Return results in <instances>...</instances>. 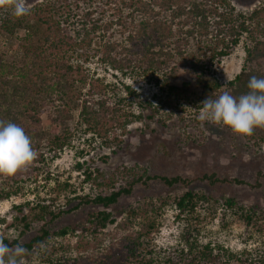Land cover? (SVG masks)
Instances as JSON below:
<instances>
[{"label":"trees","instance_id":"obj_1","mask_svg":"<svg viewBox=\"0 0 264 264\" xmlns=\"http://www.w3.org/2000/svg\"><path fill=\"white\" fill-rule=\"evenodd\" d=\"M124 2L125 0H42L34 6V17L45 26L42 40L26 51L17 65L0 66V120L10 121L24 128L38 156L29 168L12 178L0 179V202L16 196L22 190L18 189V183L24 177L29 178L30 174L37 176L39 167L35 164L44 160V154L41 153L43 143H46L51 152L62 150L75 119V123L83 126L85 131L97 136L103 146H109L113 143L110 135L116 140L114 134L117 130L122 134L126 133L127 126L140 118V115L120 108L121 99L112 103L106 91L109 86L89 82L82 67L73 64L69 58V55L78 52L85 54L96 31L105 30L103 17L107 10L119 12L117 8ZM138 3L136 10L144 18L138 22L134 34L127 35L128 43L133 45L124 48L115 41H108V48L103 56L105 62L119 70L139 69L143 73L162 75L161 86L166 91V100L161 106H152L155 115L160 111L165 112V109L172 114L173 108L182 103L199 110L205 99H216L224 91L239 97L249 91L248 82L251 77L264 78V3L248 13L236 10L230 0H138ZM27 18V15L16 18L10 12L0 10V33L16 34L27 26ZM242 40L245 56L241 69L233 79L221 84L210 66L213 62L219 63L228 57ZM192 44L195 50L189 51L190 56L187 58ZM111 51L118 57L110 56ZM85 57L87 58L86 55ZM175 57H179L181 62L177 64ZM177 66H186L193 82L178 79ZM167 68L168 71H164ZM76 82L88 86L82 95H74ZM126 90L129 95L134 94L130 87L127 86ZM54 100L60 104L53 111L46 112L44 104ZM67 104L70 105L71 113L61 107ZM75 110L76 117L72 115ZM179 110L182 112L184 108ZM178 115L182 120L180 113ZM192 120L197 121L195 118ZM244 138L247 145L253 148L264 147V129L257 128L252 136ZM104 158L102 160L106 159ZM83 164H77L79 170ZM81 172L83 181L100 191L80 195L77 198L79 207L94 205L108 209L119 198L129 196L135 186H147L151 181H159L168 187L190 183V180L180 176L150 175L146 166L136 163L122 167L121 170L116 169L111 175L89 168ZM261 176V173L257 174L254 185L242 180L219 178L215 174H203L198 179L211 185L233 183L259 187L258 180ZM105 190L108 192H101ZM43 202L35 205L38 213L33 221H37L40 226L28 241L19 242L21 236L34 228L33 222L23 215L13 217L14 222L6 226L7 230H13L14 236L0 237L10 247L22 244L27 252L36 249L40 264H95V261L96 264H103L106 260H114V264H264L262 248L232 252L222 247H211L210 244L199 245L196 239L186 237H183V246L175 250V255L162 261L157 259L153 251L150 242L159 228L163 209L169 204L186 225L200 222L199 209L202 208L210 216L218 214L223 224L234 220L242 223L251 233L264 234V210L244 205L234 198L222 200L204 191L187 188L171 200L158 198L157 201L129 205L123 211V220L115 225L120 233L113 237L104 250L105 253L95 258L93 253L91 257H87L76 252L72 261L65 255L68 246H50L48 242L58 236H76V229L66 227L51 232L45 221L48 217L52 222L69 210L55 213L52 204ZM4 222L5 219H0V223ZM115 222L112 214L105 210L89 214L76 227L83 235L89 236V239L77 241L76 249L86 252L90 247L94 249L100 246L98 231Z\"/></svg>","mask_w":264,"mask_h":264},{"label":"rangeland","instance_id":"obj_2","mask_svg":"<svg viewBox=\"0 0 264 264\" xmlns=\"http://www.w3.org/2000/svg\"><path fill=\"white\" fill-rule=\"evenodd\" d=\"M41 1L29 0L31 11L27 15V26L14 35L0 33V66L17 65L26 51L41 42L45 26L38 23L36 16L33 15L34 6ZM230 2L236 10L248 13L263 4L264 0H230ZM138 6V0H125L124 4H120L117 8L119 12L113 13V10L108 9L103 17L105 30L96 31L89 48L85 49V54L78 52L69 55V58L73 64L82 67L83 72L88 75L89 82H94L98 86H109L106 91L112 103L121 99L119 107L140 115V118L127 126L126 133L122 134L117 130L114 134L116 140L110 135L113 143L109 146H103L97 136L76 124V119L72 122L68 140L62 150L51 152L46 143H43L41 153L44 154V160L35 164L39 167L37 176L30 174L29 178L24 177V180L18 183V189L22 190H19L16 196L0 202V219H5L4 223H0V237L14 236L13 230H7L6 226L14 222L13 217L23 215L33 222L34 228L21 236L19 242L28 241L40 226L33 219L38 213L35 205L41 201H44V204H52L55 213L69 210L52 222L48 217L45 221L51 232L66 227L76 229V236L71 234L58 236L48 242L50 246L59 244L68 246L65 255L71 261L77 253L87 257H91L93 253L95 258L105 253L104 250L113 237L119 235L120 232L115 225L123 220V211L129 205L157 201L158 198L171 200L187 188L204 191L222 200L234 198L239 203L264 210V147L253 148L247 145L244 137H238L231 130L199 120V110L188 106L189 104L182 103L179 107L173 108L172 114L165 109V112L160 111L155 115L152 106H161L166 100V91L161 86L162 75L143 73L139 69L119 70L105 62L103 55L107 51L108 41H115L124 48L133 45L128 43L127 35L134 34L138 22L144 18L136 10ZM243 44L242 40L228 57L219 63L213 62L210 66L221 84L227 83L239 73L245 56ZM193 49L195 50L194 44L188 49L187 58L190 56L189 51ZM110 56L118 57L114 51H111ZM175 59L177 64L181 62L179 57ZM262 67L264 68V61ZM164 71L167 72L168 68ZM176 75L180 80L193 82V77L189 75L186 66L178 67ZM170 83H173V80H170ZM127 86L133 91L132 96L127 93ZM87 87L76 82L74 95L77 96L78 93L82 95ZM58 104L60 103L55 100L48 101L46 105L44 104V110L53 111ZM61 107L70 112L69 104ZM180 108L184 110L181 112ZM178 113L182 120L179 119ZM72 115L76 117L77 110L73 111ZM193 118L197 121L194 122ZM45 129H48V126H45ZM103 158L105 160H102ZM78 163H84L81 170L77 167ZM134 163L146 166L150 175L180 176L190 180V183L168 187L159 181H151L147 186H135L129 196L119 198L117 203L108 209L94 205L78 206L77 198L80 195L95 194L100 191L83 181L81 172L83 169H97L105 175H111L116 169L121 170L122 167ZM258 173L262 174L258 180L259 187L233 183L211 185L198 179L203 174H215L219 178L237 179L254 185ZM103 210L112 214L115 224L98 231L100 246L79 252L75 244L81 239H89V236L83 235L76 228L78 223L85 221L89 214ZM199 212L200 222L186 225L182 218L176 216L170 204L164 207L159 219V228L150 242L159 261L175 255V250L183 246V237L194 238L199 245L210 244L211 247H222L232 252L258 248L264 250V234L251 233L242 223L234 220L223 224L218 214L210 216L202 208ZM38 254L36 249L27 252L24 257L25 264H33V256L40 264ZM106 261L103 264H114V260Z\"/></svg>","mask_w":264,"mask_h":264},{"label":"clouds","instance_id":"obj_3","mask_svg":"<svg viewBox=\"0 0 264 264\" xmlns=\"http://www.w3.org/2000/svg\"><path fill=\"white\" fill-rule=\"evenodd\" d=\"M0 10L22 18L31 11L29 0H0ZM249 91L239 97L224 91L216 99L207 98L198 119L230 129L238 137H250L257 128L264 129V78L251 77ZM38 153L24 128L0 120V179L14 177L29 168ZM27 249L22 244L10 247L0 238V264H25ZM33 264H38L33 256Z\"/></svg>","mask_w":264,"mask_h":264}]
</instances>
